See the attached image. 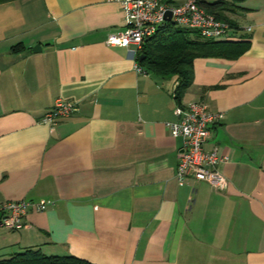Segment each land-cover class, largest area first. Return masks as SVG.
Instances as JSON below:
<instances>
[{"label": "crops", "instance_id": "0c3cea01", "mask_svg": "<svg viewBox=\"0 0 264 264\" xmlns=\"http://www.w3.org/2000/svg\"><path fill=\"white\" fill-rule=\"evenodd\" d=\"M224 1L233 27L222 40L249 47L235 60L195 59L180 100L221 115L203 145L226 157L219 191L176 183V77L138 74L128 48L105 46L123 27L117 3L0 4V205L50 202L22 229L0 228V257L264 264V0ZM56 101L76 110L49 127L41 119Z\"/></svg>", "mask_w": 264, "mask_h": 264}, {"label": "built area", "instance_id": "2783aa9c", "mask_svg": "<svg viewBox=\"0 0 264 264\" xmlns=\"http://www.w3.org/2000/svg\"><path fill=\"white\" fill-rule=\"evenodd\" d=\"M117 3L123 16V27L107 34L104 44L107 47L128 48L134 56L140 51L144 39L152 36L157 27L171 22L175 27L193 30L202 40L223 39L229 30L228 24L216 20L198 6V0H184L173 5L165 0H104ZM168 11L169 20H164ZM138 74H145L136 64ZM173 98V93L171 94ZM76 110L73 103L56 101L41 119V123L52 127L59 119L66 118ZM175 121L168 124L169 134L181 139V151L175 180L179 186L191 181L203 182L211 190L219 191L226 187V179L219 172L220 164L226 157H218L216 148L203 150L209 137V127L221 119V115L208 111L203 103L190 102L178 105L173 110ZM50 202L35 204L27 201L6 202L0 205V228L18 231L24 227L23 218L30 209L41 212Z\"/></svg>", "mask_w": 264, "mask_h": 264}, {"label": "trees", "instance_id": "16d2710c", "mask_svg": "<svg viewBox=\"0 0 264 264\" xmlns=\"http://www.w3.org/2000/svg\"><path fill=\"white\" fill-rule=\"evenodd\" d=\"M14 0H0V4ZM169 4H179L176 0H165ZM198 6L216 20L225 22L229 28L233 24L225 16L229 12L226 1L212 3L199 1ZM249 47L247 41H226L222 39L202 40L193 30L175 27L166 22L157 27L155 33L144 39L140 51L135 56L137 66L145 73L159 78L176 77L173 99L177 105L192 81V63L195 59L217 58L235 60ZM22 49L20 44L13 51ZM138 56H142L138 62ZM0 264H90L72 256H45L40 250L26 249L9 257H0Z\"/></svg>", "mask_w": 264, "mask_h": 264}, {"label": "water", "instance_id": "95a60500", "mask_svg": "<svg viewBox=\"0 0 264 264\" xmlns=\"http://www.w3.org/2000/svg\"><path fill=\"white\" fill-rule=\"evenodd\" d=\"M169 16H170L169 12L166 11V12L164 13V20H165V21H168V20H169ZM32 51H33V52H40V51H41V47H40L39 45H36V46H34V47L32 48ZM141 59H142V56H138V62H140ZM0 216H1V215H0Z\"/></svg>", "mask_w": 264, "mask_h": 264}, {"label": "rangeland", "instance_id": "374dc122", "mask_svg": "<svg viewBox=\"0 0 264 264\" xmlns=\"http://www.w3.org/2000/svg\"><path fill=\"white\" fill-rule=\"evenodd\" d=\"M176 1H177V3H181L184 0H176ZM199 1L206 2V3H211V2H214L215 0H199Z\"/></svg>", "mask_w": 264, "mask_h": 264}]
</instances>
